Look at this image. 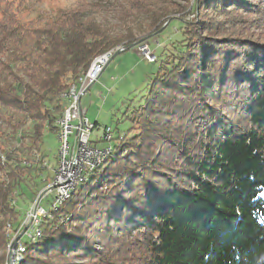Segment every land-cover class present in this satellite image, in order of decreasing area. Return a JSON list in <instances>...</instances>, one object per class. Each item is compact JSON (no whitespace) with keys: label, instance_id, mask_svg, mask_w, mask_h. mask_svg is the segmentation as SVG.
<instances>
[{"label":"trees","instance_id":"obj_1","mask_svg":"<svg viewBox=\"0 0 264 264\" xmlns=\"http://www.w3.org/2000/svg\"><path fill=\"white\" fill-rule=\"evenodd\" d=\"M191 1L77 0L44 12L0 0V250L24 217L13 201L24 187L32 202L39 193L62 94L97 56L177 19L180 39L128 115L132 133L43 220L21 264H264V41L246 25L264 22V0ZM19 135L40 160L5 147Z\"/></svg>","mask_w":264,"mask_h":264},{"label":"rangeland","instance_id":"obj_2","mask_svg":"<svg viewBox=\"0 0 264 264\" xmlns=\"http://www.w3.org/2000/svg\"><path fill=\"white\" fill-rule=\"evenodd\" d=\"M76 1L77 0H33L35 7L43 10L44 12L52 11L58 7L71 6ZM88 1L93 2L96 0ZM193 1L194 0H192L191 3ZM32 15L36 14L32 13ZM209 15H212L217 19H221V15L217 12L212 11ZM189 16L192 17L193 15ZM108 17L112 23L117 21L113 13H110ZM251 19L254 18L252 17ZM179 22V20L174 19L171 23L169 22L170 24H167L168 27L166 26L158 34L142 40L150 45L157 58L161 55L162 51L166 52L172 48V42L174 43L176 40L180 39L181 34L178 29L181 26V22ZM246 25L249 26V30L253 33V36L257 37L256 39L264 41V22L258 24L256 22H249V24L247 23ZM247 32L248 31L245 33ZM160 58H162V56L158 59ZM158 68L159 63L148 62L139 53L136 45L122 51L114 57L113 55L110 56L109 61L98 79L89 86L87 92L81 98V104L86 110L87 117L93 122H98V127L92 133V144H96L99 148L115 144L116 140L108 142L100 138L104 134V127L106 126L111 127L114 138L119 136V134L124 135L131 131L132 124L128 115H130L134 106H137L142 102L143 95L147 92V86L150 78L154 76V74L158 71ZM231 117L235 121L242 123V125L247 123L246 116L238 113L236 110H232ZM131 133H129V135ZM21 138H23V136L19 135V137H17L11 145L6 142L5 147H12L11 150H19L29 161L40 160L41 154L35 150L36 145L33 144L30 147L31 142L27 139H25L23 143H20ZM59 146L60 142L57 136L55 137L50 135L48 139L46 138L45 147L47 148V158H45L44 163H42V166L44 167V174L39 179L42 183L41 185L37 184L34 187L36 191L39 190L37 196L47 185L51 183L53 179L54 169L58 165ZM22 190L24 194L17 196L16 203L17 208L20 210L22 213L21 216L23 217L31 206L33 193L25 187ZM52 201V196H45L41 201V205L48 210ZM138 237H140L139 234L135 232L125 238V240L133 241ZM138 250L143 252L142 248ZM139 251L137 252L139 253ZM133 254L137 255L136 251H134ZM2 256L3 260H0V264H3L4 262L6 256L5 249L0 250V258ZM40 257L45 260H53L60 263L66 261L67 263L71 262L73 264H78L79 262H83V260H85L79 256H67L65 260H61V257L59 256Z\"/></svg>","mask_w":264,"mask_h":264},{"label":"built area","instance_id":"obj_3","mask_svg":"<svg viewBox=\"0 0 264 264\" xmlns=\"http://www.w3.org/2000/svg\"><path fill=\"white\" fill-rule=\"evenodd\" d=\"M136 46L148 62L157 61L154 50L145 41L137 43ZM112 55L113 51H109L97 56L87 72L62 94L66 103L63 113L56 121L57 138L60 142L58 165L54 169L51 183L42 190L41 197L39 195L35 197L21 223L17 227L7 225L6 256L3 264L22 263L27 251L26 242L37 241L42 237L43 220L51 219V211L63 204L75 188L86 180L88 172L97 168L106 159L109 150L92 144L91 137L96 124L83 112L81 98L89 86L98 79ZM111 132V127H105L101 139L110 140ZM45 196L53 197L48 210L41 205ZM13 202H16V199Z\"/></svg>","mask_w":264,"mask_h":264},{"label":"water","instance_id":"obj_4","mask_svg":"<svg viewBox=\"0 0 264 264\" xmlns=\"http://www.w3.org/2000/svg\"><path fill=\"white\" fill-rule=\"evenodd\" d=\"M169 22H167L164 26H163V28L161 29V31L167 26V24H168ZM133 47V45H130L129 47H128V49L129 48H132ZM124 49H119V50H117L114 54H113V57L114 56H116L117 54H119V53H121L122 51H123ZM156 63V62H155ZM95 124H96V122H95ZM98 127V124H96V128ZM106 127H108V126H106ZM105 128V127H104ZM101 138V137H100ZM113 139H114V136H113V132H111V139L110 140H105V141H108V142H111V141H113ZM102 149H106V150H109V152H108V154H107V156L110 154V152H111V150H112V145H110V146H105V147H103ZM107 158V157H106ZM43 194V191H41V193L39 194V196L41 197V195Z\"/></svg>","mask_w":264,"mask_h":264},{"label":"crops","instance_id":"obj_5","mask_svg":"<svg viewBox=\"0 0 264 264\" xmlns=\"http://www.w3.org/2000/svg\"><path fill=\"white\" fill-rule=\"evenodd\" d=\"M81 103H82V100H81ZM81 108H82L83 112L86 114V110L82 107V104H81Z\"/></svg>","mask_w":264,"mask_h":264}]
</instances>
